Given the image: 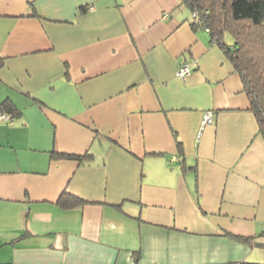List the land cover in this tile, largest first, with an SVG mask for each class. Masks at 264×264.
<instances>
[{
  "label": "crops",
  "instance_id": "0c3cea01",
  "mask_svg": "<svg viewBox=\"0 0 264 264\" xmlns=\"http://www.w3.org/2000/svg\"><path fill=\"white\" fill-rule=\"evenodd\" d=\"M190 23L180 0H0L17 110L0 118V264H264V139Z\"/></svg>",
  "mask_w": 264,
  "mask_h": 264
},
{
  "label": "trees",
  "instance_id": "16d2710c",
  "mask_svg": "<svg viewBox=\"0 0 264 264\" xmlns=\"http://www.w3.org/2000/svg\"><path fill=\"white\" fill-rule=\"evenodd\" d=\"M180 3L190 14V24L206 28L211 41L217 43L231 61L240 76L249 99V108L264 139V0H180ZM225 32L230 39H225ZM15 110L11 101L0 102V111L11 117L16 113ZM176 143L181 153V143ZM52 155L79 160L90 156L89 153L74 154L56 150H53ZM58 201L62 206L71 207L79 204L81 199L63 191ZM240 264L262 263L245 260Z\"/></svg>",
  "mask_w": 264,
  "mask_h": 264
},
{
  "label": "built area",
  "instance_id": "2783aa9c",
  "mask_svg": "<svg viewBox=\"0 0 264 264\" xmlns=\"http://www.w3.org/2000/svg\"><path fill=\"white\" fill-rule=\"evenodd\" d=\"M197 20L196 15L194 16ZM191 68L190 65L186 61H182L178 64L177 69L175 71L176 75L179 77H183L184 75L188 74L190 72ZM0 118L1 119H8L10 118L9 115L5 112L0 111ZM213 119V111L208 109L203 112L201 124L202 126L210 123Z\"/></svg>",
  "mask_w": 264,
  "mask_h": 264
},
{
  "label": "rangeland",
  "instance_id": "374dc122",
  "mask_svg": "<svg viewBox=\"0 0 264 264\" xmlns=\"http://www.w3.org/2000/svg\"><path fill=\"white\" fill-rule=\"evenodd\" d=\"M224 37H225V39H230V36L227 32L224 33Z\"/></svg>",
  "mask_w": 264,
  "mask_h": 264
}]
</instances>
